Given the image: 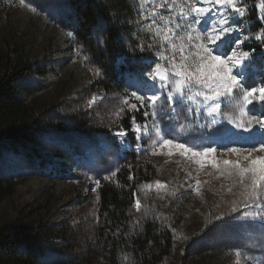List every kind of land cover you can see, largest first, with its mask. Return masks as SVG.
<instances>
[{
	"label": "rangeland",
	"instance_id": "rangeland-1",
	"mask_svg": "<svg viewBox=\"0 0 264 264\" xmlns=\"http://www.w3.org/2000/svg\"><path fill=\"white\" fill-rule=\"evenodd\" d=\"M31 3L35 13L21 6L19 0H0V45L10 42L23 47L31 61L47 71L43 79H27L42 125L38 143L30 149L33 152H0V180L14 186L11 196L0 198V232H13L22 225L39 227L36 232H40L44 242L37 264H110L101 250L109 233L98 217L97 190L104 183H119V175L129 173V177H138L135 200L139 197L142 205L137 212L133 203L128 213L131 226L151 221L170 231L176 239L173 252L161 264H235L236 249L254 257L252 261L242 260L241 264L264 260V228L259 219L244 216L251 209L239 205V211L232 212L240 197L238 189L227 191L231 181L219 177L211 167H205L196 176L198 165L175 149L171 150V156L168 149L152 155L151 140L147 136L138 138L132 118L150 128L155 119L162 129H167L170 138L196 150L215 148L216 159H236L226 155L231 147L258 146L264 128L253 122L245 130L222 116H217L213 123L212 117L202 109L197 112L190 101L179 105L168 102L167 90L160 89L159 83L156 90L164 103L157 102L155 117L151 115L152 109L145 107L115 118L113 113L123 98L132 91L146 90L145 82L154 83L145 74L148 68L126 73V89L122 94L101 97L91 93L93 70L78 58L72 36L67 35V0H31ZM138 21L140 43L146 46L149 58L155 60L160 54L159 45L147 47L151 43L143 30L147 21ZM238 26L240 31L224 39L235 42L247 35L249 38L244 42L260 41L251 34L249 23L241 22ZM234 47L235 43L226 48L228 55ZM234 72L244 74L242 83L259 85L264 80V59L254 64L249 59ZM93 96L97 98L95 102H91ZM189 108L192 110L188 111ZM221 108L231 111L237 121L264 120V101L258 99L247 106L243 116L235 104L227 109L222 104ZM145 112L149 115L145 116ZM119 131L126 135L118 136ZM252 136L255 140L250 141L248 138ZM117 169L111 180L103 179ZM96 179L100 180L99 186L94 183ZM197 179L201 182L200 195L194 191ZM156 181L166 187L158 190ZM145 184L150 187L144 189ZM218 216L222 218L217 219ZM220 221L232 222L238 236L257 233L259 236L242 247L221 244L214 251L197 252L194 241ZM123 261L121 264H130L126 258Z\"/></svg>",
	"mask_w": 264,
	"mask_h": 264
},
{
	"label": "trees",
	"instance_id": "trees-1",
	"mask_svg": "<svg viewBox=\"0 0 264 264\" xmlns=\"http://www.w3.org/2000/svg\"><path fill=\"white\" fill-rule=\"evenodd\" d=\"M258 2L248 0L246 16L242 18L249 21L254 35L261 27L259 10L253 8ZM67 5L66 20L77 54L80 53L77 56L93 70L89 91L101 97L122 94L126 89L125 74L147 69L144 61L150 59L146 46L143 44V51L139 47L138 0H67ZM240 50L249 52L251 64L264 59L261 41L244 42ZM97 70L101 75L94 74ZM46 76L47 71L34 64L23 47L10 42L0 45V152H33L30 149L38 143L42 125L27 79ZM137 178L130 179L129 173H123L119 183H104L97 190L98 217L109 233L101 250L110 264H121L125 258L130 264H161L176 246L174 235L157 223L144 221L131 226L128 213L135 202ZM13 189V185L0 180V198L11 196ZM232 225L220 221L207 229L200 240L194 241L197 252L214 251L221 244L242 247L259 236H238ZM38 229L22 225L13 232H0V264H37L44 242Z\"/></svg>",
	"mask_w": 264,
	"mask_h": 264
},
{
	"label": "snow or ice",
	"instance_id": "snow-or-ice-1",
	"mask_svg": "<svg viewBox=\"0 0 264 264\" xmlns=\"http://www.w3.org/2000/svg\"><path fill=\"white\" fill-rule=\"evenodd\" d=\"M247 2L248 0H138V23L147 21L143 24V30L151 40L147 47L151 49L153 45H159L157 51L160 54L155 60L144 61L148 65L145 74L154 83L148 85L145 82L143 88L146 90L132 91L129 96L123 98L113 113L114 117L119 119L126 111H139L145 107L151 108V115L155 117L159 108L157 102L161 101V94L156 90V83H159L160 89L167 90L168 102L179 105L190 101L196 105L197 112L202 109L207 116L212 117L213 123L217 116H222L236 127H243L245 130H248V126L253 122L264 128L262 119L237 121L231 111H222L221 108L222 104L225 109L235 104L243 116L247 106L253 104L254 100L264 101V80L259 85L249 86L246 82L242 83L245 80L243 73L234 72L236 67L242 66L250 59L249 52L239 48L249 37L245 35L243 39H237L235 42L224 39L225 36L231 37L232 33L241 30L239 23L249 22L242 19L246 16ZM19 3L29 11L36 12L31 0H19ZM149 5L151 7H148ZM253 8L259 10L257 19L261 25L255 38L264 44V0L254 3ZM67 35L71 37L73 33L68 32ZM233 43L236 47L231 48V54L228 55L226 48L231 47ZM139 47L141 51L144 50L143 44ZM94 74L101 75L99 70ZM96 99V96H93L91 102ZM162 103L164 101H161ZM144 115L149 113L145 112ZM132 119L133 131L137 133L138 138L147 136L151 140L152 155L168 149L167 154L171 156V150L175 149L181 156L198 165L196 176H199L205 167H211L219 177L231 181L227 191L231 193L234 188L238 189L237 195L240 197L238 203L234 202L232 212L239 211V205H243L244 208L252 210L251 213H244V216L251 215L254 219H259L261 227L264 228V137L260 138L258 146L253 144L251 147L228 148L226 155L235 156L236 159H216L213 155L215 148L209 146L196 150L185 143L177 142L170 138L167 129H162L155 119L151 128L147 123H135V117ZM153 134L155 139H152ZM117 135L123 137L126 133L119 131ZM248 139L255 140V136ZM117 171L119 169L105 175L103 179L111 180ZM189 176H192V173H189ZM94 183L99 186L100 180L96 179ZM155 183L158 190L166 187L160 181ZM149 187L147 184L143 186L144 189ZM194 191L197 195L201 193V182L198 179ZM134 206L137 212L141 211L139 197L136 198ZM144 215L147 216L148 212L145 211ZM234 255L235 264H241L242 260L247 262L254 259L240 249L234 250ZM257 264H264V260L257 261Z\"/></svg>",
	"mask_w": 264,
	"mask_h": 264
},
{
	"label": "bare ground",
	"instance_id": "bare-ground-1",
	"mask_svg": "<svg viewBox=\"0 0 264 264\" xmlns=\"http://www.w3.org/2000/svg\"><path fill=\"white\" fill-rule=\"evenodd\" d=\"M247 61L244 62V65L246 64Z\"/></svg>",
	"mask_w": 264,
	"mask_h": 264
}]
</instances>
